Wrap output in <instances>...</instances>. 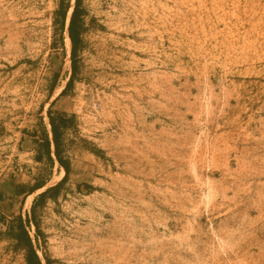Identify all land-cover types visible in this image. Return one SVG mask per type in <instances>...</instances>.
<instances>
[{"label": "rangeland", "instance_id": "obj_1", "mask_svg": "<svg viewBox=\"0 0 264 264\" xmlns=\"http://www.w3.org/2000/svg\"><path fill=\"white\" fill-rule=\"evenodd\" d=\"M74 1L0 0V264H264V0H80L60 94Z\"/></svg>", "mask_w": 264, "mask_h": 264}, {"label": "trees", "instance_id": "obj_2", "mask_svg": "<svg viewBox=\"0 0 264 264\" xmlns=\"http://www.w3.org/2000/svg\"><path fill=\"white\" fill-rule=\"evenodd\" d=\"M81 13H82V10L80 9V0H75L74 7L71 12L69 23H68V28H67L68 35L71 41V50H70L71 73L66 82L65 88L61 91L60 94H63L64 91L67 89V87L71 84L73 80V76L76 71V53H77L79 44L81 42V38H80L81 27H82V24L80 22ZM62 15H64V11L62 12ZM47 116L49 119L52 140L50 141L48 137H44V139L42 140L41 145L43 147L44 155L50 162H53V160L55 159L59 163V165L62 168H64L65 173L59 182L48 187L47 189L43 190L37 195V197L34 199L32 206H31L32 215L34 212L35 204L43 200L45 196L54 195L55 193H57L58 189L60 188V186L62 185V183L65 181V179L67 178L69 174L68 162L61 156V149H60V136H61L60 128L66 125L67 119L64 116H60L56 120L51 115L50 110H47ZM51 143L53 145L54 159L51 156ZM36 157L37 159L41 158L39 154ZM43 185H44V182L36 184V186H33L27 190V194L28 195L31 194L34 190L43 187ZM22 193H25V192H22ZM26 222L28 223L29 220L27 219ZM33 223H34L36 231L39 232L37 223L35 222ZM15 227L17 228V232L12 235H13V238L16 240L17 245L23 247L26 250V256H25L26 264H43V262L41 261V259L39 258V256L37 255L33 247V243L31 241V238L27 230L25 229L21 216L18 217V221ZM44 261H45V264H50V260L49 258H47V256H44Z\"/></svg>", "mask_w": 264, "mask_h": 264}, {"label": "bare ground", "instance_id": "obj_3", "mask_svg": "<svg viewBox=\"0 0 264 264\" xmlns=\"http://www.w3.org/2000/svg\"><path fill=\"white\" fill-rule=\"evenodd\" d=\"M66 45H67L68 49H70V47H71V41H70V38H69V35H68V32L67 31H66ZM66 60H67L68 68L70 69V56L69 55H68V57H67ZM46 120H47L48 128H49V131H50V125H49L48 118H46ZM50 134H51V132H50ZM63 173H64V170L61 169L60 172H59L58 179H60L62 177Z\"/></svg>", "mask_w": 264, "mask_h": 264}, {"label": "crops", "instance_id": "obj_4", "mask_svg": "<svg viewBox=\"0 0 264 264\" xmlns=\"http://www.w3.org/2000/svg\"><path fill=\"white\" fill-rule=\"evenodd\" d=\"M36 190H38V189H36ZM36 190H34L33 192H35ZM33 192L31 193V194H33ZM30 195V194H29Z\"/></svg>", "mask_w": 264, "mask_h": 264}]
</instances>
